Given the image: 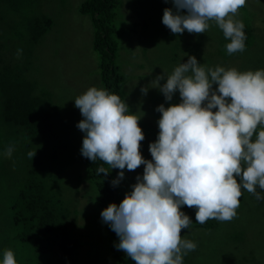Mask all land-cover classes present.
Returning a JSON list of instances; mask_svg holds the SVG:
<instances>
[{"label": "clouds", "instance_id": "clouds-1", "mask_svg": "<svg viewBox=\"0 0 264 264\" xmlns=\"http://www.w3.org/2000/svg\"><path fill=\"white\" fill-rule=\"evenodd\" d=\"M245 3L172 0L175 11L165 8L162 23L173 34H201L214 21L230 40L225 48L231 55L245 50L244 24L234 19ZM151 84L166 101L178 92L180 102L155 109L159 132L148 146L150 161L140 153L145 139L140 116L130 113L118 95L95 86L74 100L83 117L76 125L84 133L80 153L110 169L133 171L144 165L132 190L119 205L110 203L102 210L101 218L119 237L117 249L135 264H183V256L197 245L181 238V230L192 222L182 206L195 208V221L203 224L233 219L241 188L264 199L256 191L264 190V70H206L189 56ZM141 91L147 94L148 88ZM12 152L10 146L5 155ZM34 154L28 153L30 159ZM108 172L97 168L98 174ZM123 177L119 171L113 186ZM2 264H17L12 250H5Z\"/></svg>", "mask_w": 264, "mask_h": 264}, {"label": "trees", "instance_id": "trees-1", "mask_svg": "<svg viewBox=\"0 0 264 264\" xmlns=\"http://www.w3.org/2000/svg\"><path fill=\"white\" fill-rule=\"evenodd\" d=\"M28 1L0 0V5L3 6L5 3V8L10 11L8 6L14 9L20 8ZM117 2L118 0H81L76 12L87 15L90 21L91 52L96 62L98 83L102 89L118 95L122 101H125L122 84L125 77H131V74L122 71L120 65L124 61L121 54H117L121 42L120 36L119 39L117 38L115 25L118 13L116 12ZM5 8L0 10V264H2L5 250L9 249L13 251L17 264H51V262L84 264L82 261L85 262L91 252L85 251L81 255L79 246L85 245L91 248L92 243L81 239L75 233L78 229L76 226L78 213L74 209L71 210L69 203L62 197V188L66 189L67 185L60 178V171L69 173L75 171L76 180H78L81 171H76L78 163H74L73 160L66 159L63 163L64 159L59 157L62 143L57 145L55 141L57 138L61 139V136L65 138L70 135L64 130L69 124V118L61 119L67 114H64V111L61 112L62 107L47 89L46 91L41 89L42 85H39L37 77L34 79L26 75L27 83L23 84V74L18 73L17 69L19 61H16L11 53L7 54L8 46L17 44L19 49L17 55L27 56V49L39 43V37L42 36L39 33L45 32V24L49 27L51 20L41 19L43 21L41 22L34 15L15 21L19 17L12 18L7 15ZM258 9L260 8L254 5L246 7L253 18ZM9 17L14 21L11 26L4 24V20ZM74 18H77L76 15ZM258 19L264 21V13L259 12ZM240 20L242 21V18H239ZM261 29L262 26L257 27L254 23L245 21L243 29L246 37L245 50L231 55L225 51V45L230 40L220 36L196 34L194 42L184 41L180 49L171 47L174 53L173 59L181 57L186 62L189 56L195 58L198 56L197 61L201 66L204 65V61L216 59L222 63V67H226L229 61L234 64V61L238 60L240 69L241 65L245 66V60L248 58L245 55L253 52V60L258 67L263 68L261 70H264V31L260 32ZM26 33L30 36L28 41L24 39ZM220 40L224 41L225 45L222 41L220 43ZM214 41L216 46L212 47L211 51L204 52L205 44L210 45ZM152 43H154L153 39ZM3 45H7V48L4 49ZM133 50L134 48H129L131 51L129 60L132 61L138 54L137 49L134 52ZM177 53L184 55H177ZM159 61L162 62L163 59ZM29 65L31 64L25 62L22 66L26 68ZM138 66L142 67V64L138 63ZM10 69L15 70L9 74ZM149 69L151 74L162 70L157 64L154 65V70L152 67ZM148 76L136 75L139 79H146ZM25 94L28 95L25 96ZM10 146L13 147V152L11 157H7L5 152ZM30 151L35 153L32 159L25 158V153ZM81 159L83 163L80 162V164L84 166L86 179L93 191L90 201L93 202L94 207L97 206L102 212L110 203L119 205L122 201L119 195L121 185L113 186L114 179L110 171L107 176L97 173L98 167L108 169L104 163L99 159L93 162L83 156ZM144 159L152 158L150 155ZM124 185L128 187L129 183ZM125 186L122 184L124 191H127ZM191 210L195 213L196 209ZM184 211L189 218H194L191 219L189 226L213 227V222L198 223L195 221L194 213L190 210ZM85 227L91 235L90 225L86 223ZM103 230L107 234V248L112 264H135V261L122 250L117 249L119 237L108 224L104 223ZM245 245H249L246 250L251 253V258L243 257L244 262L250 261L252 264H257V259H261L264 264V254L261 252L259 255L256 252V249H264L261 236L259 239L250 238ZM237 264L242 263L239 260Z\"/></svg>", "mask_w": 264, "mask_h": 264}, {"label": "rangeland", "instance_id": "rangeland-1", "mask_svg": "<svg viewBox=\"0 0 264 264\" xmlns=\"http://www.w3.org/2000/svg\"><path fill=\"white\" fill-rule=\"evenodd\" d=\"M80 1L33 0L31 2L29 0L20 8L14 9L8 6L10 11L5 8L4 3L3 6L0 5V10L5 8L7 15L12 18L19 17L15 21L34 15L40 20L48 18L51 20L49 27L45 24V32L39 33V35H42L39 37V43L27 49V56L20 57L17 55L19 50L17 44L8 46L7 54L11 53L16 61H19L17 69L18 73L23 74V84L27 83L26 75H30L34 79L37 77L39 85H42L41 89L44 91L47 89L52 94L53 99L58 101V105L62 107L61 112L64 111L63 113L67 114V116H62L61 119L66 120L69 118V124L64 130L68 131L70 135L65 138L61 136V139L57 138L55 141L57 145L60 142L62 143L59 149V157L64 159L63 163L66 159L73 160L74 163H78L76 171H81V173H79L78 180H76L75 171L73 173L60 171V178L67 185L65 189L62 188L60 183L63 191L62 197L69 203L71 210L74 209L78 213L76 217L78 219L76 225L78 229L75 233L81 239L92 243L91 248L85 245L79 246L81 255L85 251L91 252L86 261L82 262L84 264H112L113 261L109 257L107 248V234L103 230L104 222L100 215L101 210L97 206L94 207L93 202L90 201L93 191L86 179L84 166L80 164V162L83 163L80 149L84 133L76 125L83 117L79 109L74 106V100L89 87L102 88L98 83L96 62H94L95 58L91 52L92 30L89 18L87 15H80L76 12ZM249 5L260 8L256 10L255 18L251 17L246 10ZM165 8H171L175 11L172 0H118L116 7V12H118L115 19L116 33L117 38L119 39L120 36L121 39L117 54L120 53L124 61L120 65L122 71L131 74V77H125L122 84L124 102L128 105L130 113L140 116L138 125L145 137L140 142V153L143 158L151 155L148 146L156 140V135L159 132L157 121L160 118V113L155 109L161 104L168 107L169 104L180 102L178 92L174 93L171 101H166L159 89L152 87L151 81L161 73L166 78L173 72L175 67L185 62L181 57L173 59L174 53H172L171 47L180 49V45L184 41L194 42L196 40L195 33L184 31L182 34H173L170 29L163 25L162 16ZM263 11L264 0H246L245 6L239 9L234 19L239 20V18H242L243 24L245 21H249L257 27L258 25L262 26L260 31L262 32L264 31V21L258 19V14L259 12L264 13ZM181 13L186 14V10H181ZM74 15H76V19ZM11 17L4 20L5 25L11 26L13 24L14 21ZM41 22L43 21L41 20ZM209 25L208 30L201 33L200 36L224 37L222 30L214 21H209ZM29 38V34L26 33L25 41H28ZM152 39L154 43H152ZM222 44L225 45L224 41H222ZM215 46L216 41L210 43V45L205 44L203 50L204 52L211 51L212 47ZM131 47L134 50L137 49L138 52L134 61L129 60L131 52L129 48L131 49ZM3 48L6 49L7 45H3ZM163 50L164 52H162ZM261 53L263 54V52ZM252 54L253 52H248L245 55L248 58L245 60V66L241 65L240 69L238 60L234 61V64L229 61L224 68H236L241 72L263 69L257 66ZM177 55H181V53H177ZM121 57L118 56L119 61ZM159 59H163V61L161 62ZM25 62L31 65L23 68L22 65ZM138 63H141L142 67H139ZM151 63L153 65H150ZM155 64L159 65L162 70L151 74L149 67L154 70ZM221 64L214 59L204 61L203 66L206 69H215L217 66L222 67ZM14 70L10 69L8 73L10 74ZM137 74L149 76L146 79H139L136 77ZM164 82L163 80L160 81L161 84ZM144 87L148 88L147 94H143L141 91ZM213 88H215V85H213ZM28 153H25V158H30ZM104 165L111 172L114 180L118 179L119 171L124 172L123 179H119L116 184L117 186L121 185L119 189L121 200H123L126 193L132 190L131 186L136 183V177L143 175L144 165L133 171L126 168L124 170L110 169L107 164ZM69 170L72 171L71 168ZM125 183H129V186H125ZM122 184L128 189L127 191H124ZM256 191L264 197V190L257 187ZM241 192L240 205L236 209L235 217L230 221L209 219L205 223L213 222L212 228L189 226L187 229L181 230L182 239L190 240L197 245L194 251H189L183 256V264H237L239 260L242 264H252L250 261L244 262L243 260V257L251 258V253L246 250L249 245L245 244L250 238L259 239L261 236V243L264 247V199L257 200L253 194L243 188H241ZM191 209L193 208L181 207L183 213H185L184 210H190L194 213ZM190 219L194 218L191 217ZM86 223L90 225L91 235L87 232ZM256 252L259 255L261 252L264 254V249H256ZM51 264L56 263L51 262ZM257 264H263L261 259H257Z\"/></svg>", "mask_w": 264, "mask_h": 264}]
</instances>
